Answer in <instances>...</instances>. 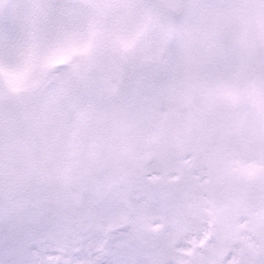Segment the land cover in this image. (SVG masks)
I'll use <instances>...</instances> for the list:
<instances>
[{
  "label": "snow or ice",
  "instance_id": "6c2138e0",
  "mask_svg": "<svg viewBox=\"0 0 264 264\" xmlns=\"http://www.w3.org/2000/svg\"><path fill=\"white\" fill-rule=\"evenodd\" d=\"M0 264H264V0H0Z\"/></svg>",
  "mask_w": 264,
  "mask_h": 264
}]
</instances>
